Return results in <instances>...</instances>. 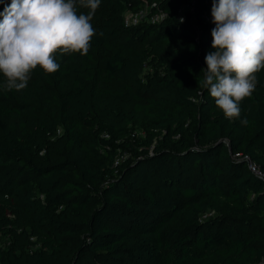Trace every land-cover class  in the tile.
Segmentation results:
<instances>
[{
	"label": "trees",
	"instance_id": "obj_1",
	"mask_svg": "<svg viewBox=\"0 0 264 264\" xmlns=\"http://www.w3.org/2000/svg\"><path fill=\"white\" fill-rule=\"evenodd\" d=\"M145 6L164 19L123 25ZM211 8L101 0L88 55L0 89V264H264V182L233 159L264 173V69L226 119L202 87Z\"/></svg>",
	"mask_w": 264,
	"mask_h": 264
},
{
	"label": "clouds",
	"instance_id": "obj_2",
	"mask_svg": "<svg viewBox=\"0 0 264 264\" xmlns=\"http://www.w3.org/2000/svg\"><path fill=\"white\" fill-rule=\"evenodd\" d=\"M0 89L21 91L40 67L59 70L55 54L86 56L96 30L91 21L101 0H0ZM78 7L86 8L87 14ZM214 51L205 56L202 87L228 120L257 87L264 69V0H212ZM102 35V33H101ZM247 125V118L241 121Z\"/></svg>",
	"mask_w": 264,
	"mask_h": 264
},
{
	"label": "built area",
	"instance_id": "obj_3",
	"mask_svg": "<svg viewBox=\"0 0 264 264\" xmlns=\"http://www.w3.org/2000/svg\"><path fill=\"white\" fill-rule=\"evenodd\" d=\"M154 6L155 5H152L151 8ZM151 8L145 6L138 12H130V11L125 12L123 15V25L125 27H132V26L140 25L142 23H148L152 25L160 23V21L164 19V14L162 13L151 14ZM179 12L181 14L180 20L183 21L184 17L182 16V11ZM201 20L205 24H213L211 11L203 14L201 16ZM233 159H235L236 161L245 162L248 170L258 179L264 182V173L259 169V167L254 162L251 161V159L248 156H243L242 154H236L233 156Z\"/></svg>",
	"mask_w": 264,
	"mask_h": 264
}]
</instances>
